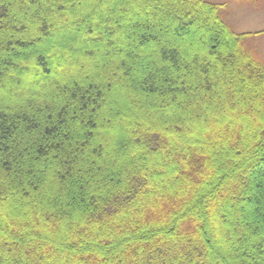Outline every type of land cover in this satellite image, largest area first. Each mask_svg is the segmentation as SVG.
Instances as JSON below:
<instances>
[{
    "label": "trees",
    "instance_id": "1",
    "mask_svg": "<svg viewBox=\"0 0 264 264\" xmlns=\"http://www.w3.org/2000/svg\"><path fill=\"white\" fill-rule=\"evenodd\" d=\"M210 0H0V264H264V63Z\"/></svg>",
    "mask_w": 264,
    "mask_h": 264
},
{
    "label": "rangeland",
    "instance_id": "2",
    "mask_svg": "<svg viewBox=\"0 0 264 264\" xmlns=\"http://www.w3.org/2000/svg\"><path fill=\"white\" fill-rule=\"evenodd\" d=\"M225 3L226 21L238 33L251 32L243 46L264 63V0H210Z\"/></svg>",
    "mask_w": 264,
    "mask_h": 264
}]
</instances>
